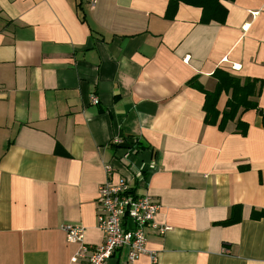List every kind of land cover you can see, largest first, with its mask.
Here are the masks:
<instances>
[{
	"label": "crops",
	"instance_id": "obj_1",
	"mask_svg": "<svg viewBox=\"0 0 264 264\" xmlns=\"http://www.w3.org/2000/svg\"><path fill=\"white\" fill-rule=\"evenodd\" d=\"M220 2L224 22L185 3L169 18L168 0H0V264H78L61 225L100 244L97 189L119 177L171 227L147 229L157 261L137 264H264V217L251 216L264 210V0ZM217 69L261 84L257 108L221 127L197 86L213 91ZM234 205L239 220L215 224Z\"/></svg>",
	"mask_w": 264,
	"mask_h": 264
},
{
	"label": "built area",
	"instance_id": "obj_2",
	"mask_svg": "<svg viewBox=\"0 0 264 264\" xmlns=\"http://www.w3.org/2000/svg\"><path fill=\"white\" fill-rule=\"evenodd\" d=\"M89 2L94 3L95 0ZM91 102H98L97 95H91ZM111 141L118 146L125 144L124 138L120 137H113ZM105 172L110 173L111 166L105 165ZM95 203L97 226L103 234L100 244H84L81 225H61L65 240L79 244L75 255L78 264H109L112 256L121 249L126 251V264H137L142 254H147L152 263L157 261V253L147 248L146 231L149 228L163 235L171 227L155 221L160 206L152 196L137 192L133 184L119 177L116 181L107 179L99 184Z\"/></svg>",
	"mask_w": 264,
	"mask_h": 264
},
{
	"label": "trees",
	"instance_id": "obj_3",
	"mask_svg": "<svg viewBox=\"0 0 264 264\" xmlns=\"http://www.w3.org/2000/svg\"><path fill=\"white\" fill-rule=\"evenodd\" d=\"M221 0H168L165 16L173 18L179 3H185L188 5L198 6L202 9V20H217L224 22L227 9L221 4ZM232 1V0H227ZM213 77L216 79V87L213 91H207L197 85L198 88L204 93L203 110L205 112L204 122L207 124H214L219 117L218 126L221 127L227 121L234 120L238 111L247 110L250 108H257L258 104L256 98L261 92V84L256 78H239L237 76L230 75L229 73L217 69L213 73ZM187 84H193L192 80ZM221 91L229 93V97L226 100L225 108L219 112L216 109V101ZM247 124L239 119H236V128L240 130L242 134L245 133ZM131 137L124 138L125 144L123 146L132 145L138 148H142L140 140H129ZM118 146V145H116ZM239 205H234L231 208L230 215L223 221L216 222L219 225H230L239 220ZM251 216L253 218L264 217V210H253Z\"/></svg>",
	"mask_w": 264,
	"mask_h": 264
}]
</instances>
